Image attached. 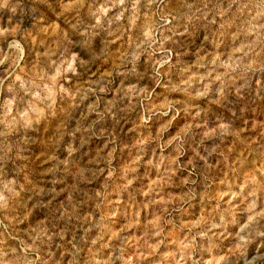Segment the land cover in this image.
Returning a JSON list of instances; mask_svg holds the SVG:
<instances>
[{"label":"clouds","instance_id":"clouds-1","mask_svg":"<svg viewBox=\"0 0 264 264\" xmlns=\"http://www.w3.org/2000/svg\"><path fill=\"white\" fill-rule=\"evenodd\" d=\"M0 264H264V0H0Z\"/></svg>","mask_w":264,"mask_h":264}]
</instances>
